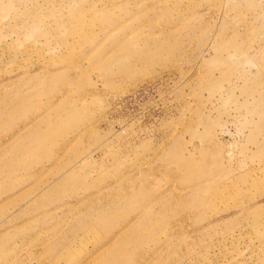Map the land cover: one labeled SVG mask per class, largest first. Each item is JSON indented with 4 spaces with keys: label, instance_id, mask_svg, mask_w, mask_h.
<instances>
[{
    "label": "rangeland",
    "instance_id": "obj_1",
    "mask_svg": "<svg viewBox=\"0 0 264 264\" xmlns=\"http://www.w3.org/2000/svg\"><path fill=\"white\" fill-rule=\"evenodd\" d=\"M0 264H264V0H0Z\"/></svg>",
    "mask_w": 264,
    "mask_h": 264
}]
</instances>
